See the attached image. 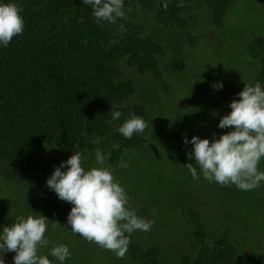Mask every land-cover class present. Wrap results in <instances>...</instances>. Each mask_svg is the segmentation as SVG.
Instances as JSON below:
<instances>
[{"label":"trees","instance_id":"16d2710c","mask_svg":"<svg viewBox=\"0 0 264 264\" xmlns=\"http://www.w3.org/2000/svg\"><path fill=\"white\" fill-rule=\"evenodd\" d=\"M200 1L212 32L226 33L236 0ZM9 2L22 7L24 29L0 44V233L18 216L43 215L49 244L38 254L53 264L49 250L60 244L71 253L64 264H264V182L249 191L211 182L205 195L198 166L199 179L184 166L195 163L185 137L218 139L232 130L218 124L244 86L264 89V27L229 38L233 57L227 42L221 48L198 30L203 9L187 0H124L115 23H97L82 0H0ZM247 8L264 24V0ZM132 114L148 127L126 139L117 128ZM155 134L167 147L150 152ZM97 147L111 152L106 166L137 215L154 221L130 234L123 259L74 234L72 205L47 186L76 152L85 170L98 167Z\"/></svg>","mask_w":264,"mask_h":264},{"label":"clouds","instance_id":"9594fccd","mask_svg":"<svg viewBox=\"0 0 264 264\" xmlns=\"http://www.w3.org/2000/svg\"><path fill=\"white\" fill-rule=\"evenodd\" d=\"M92 6V15L97 23L107 21L115 23L125 16L124 0H82ZM167 8V4L164 5ZM22 7L14 2L0 3V44L7 46L24 29L21 16ZM220 89L222 84L214 85ZM239 100H233L231 112L224 115L218 124L221 129L231 131L210 142L193 136L186 137L184 143L193 145L187 155L195 163L184 165L193 179H199L197 165L203 178L209 183L220 186L235 185L237 189L249 191L264 182V171H258V164L264 158V89L257 82L254 86L245 85L238 93ZM121 112L112 113L116 121ZM148 124L135 114L124 121L117 131L126 139L134 134L144 133ZM102 138L91 143L100 144ZM111 152L105 154L102 149H95V162L98 167L85 170L82 166L83 154L76 152L56 167L47 186L58 198L72 205L67 216V224L74 234H79L89 242L114 253L123 259L130 244V234L134 231L148 232L154 221L145 220L137 215L136 209L129 203L125 189L115 180L112 170L107 167ZM127 167L126 163L118 165ZM66 168V171H61ZM49 220L43 215L18 216L16 222L4 226L0 233V264H5L2 254L14 252V264H53L47 255L38 254L40 248L49 244L45 238ZM59 226L53 222L52 227ZM129 235H125V234ZM51 257L64 264L70 258L67 245H54Z\"/></svg>","mask_w":264,"mask_h":264},{"label":"rangeland","instance_id":"374dc122","mask_svg":"<svg viewBox=\"0 0 264 264\" xmlns=\"http://www.w3.org/2000/svg\"><path fill=\"white\" fill-rule=\"evenodd\" d=\"M187 1L196 9L198 10L203 9V12L200 13V17L203 22L200 25H198V30L202 32V34L209 33L210 34L209 39L212 41V43H218L221 48L224 47L225 42H227L229 38H240L241 40H247L250 37L249 35L250 34L249 29L251 28L250 25L254 27L261 25L264 27L263 23L260 24V20H261L260 17L255 12H253L252 8H247V6H252V4L258 2V0H236L232 8L229 10V13H227L229 15L227 16V18L224 19L226 25V31H225L226 33H219L215 31L217 34H214L212 32L214 30L208 27V11H206V8L203 5V3L200 0H187ZM227 44L228 42L226 43V45ZM226 47L230 49V55L236 57L235 46L232 43H229L228 46ZM147 146H150L151 149L150 152H155L157 150L162 151L165 149V147H167L165 141L162 140L156 134L153 136L149 135ZM211 191H212V184L208 183L207 189L202 193H205V195H209L212 194ZM184 236H185L184 234H181V238H183ZM261 240L262 239H259L258 245ZM259 248L261 249L260 245ZM13 255H15L14 252H7L2 254V258L4 259L5 264H9Z\"/></svg>","mask_w":264,"mask_h":264}]
</instances>
